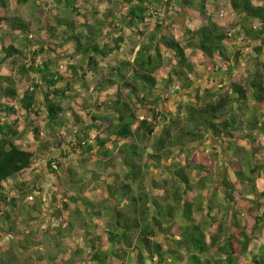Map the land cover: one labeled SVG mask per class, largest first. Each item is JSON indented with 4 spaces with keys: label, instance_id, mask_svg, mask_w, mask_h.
<instances>
[{
    "label": "trees",
    "instance_id": "1",
    "mask_svg": "<svg viewBox=\"0 0 264 264\" xmlns=\"http://www.w3.org/2000/svg\"><path fill=\"white\" fill-rule=\"evenodd\" d=\"M215 1L0 0V264H264V62L244 48L264 54V0H226L238 20ZM93 98L99 111L68 108ZM38 152L69 176L52 158L51 223L27 233L44 190L20 178Z\"/></svg>",
    "mask_w": 264,
    "mask_h": 264
},
{
    "label": "rangeland",
    "instance_id": "2",
    "mask_svg": "<svg viewBox=\"0 0 264 264\" xmlns=\"http://www.w3.org/2000/svg\"><path fill=\"white\" fill-rule=\"evenodd\" d=\"M254 1L257 2V0H254ZM45 2L50 3V4H54V0H45ZM210 11L215 16H217L221 19H228L231 17H236L238 20V18H239L238 14L233 12L230 4L226 0H216L215 2H213L210 6ZM19 15L21 17L25 18L26 20L30 21L33 24V29H34L35 33L38 32L39 27H40V21L38 19L37 12L34 9H32L28 6L21 7ZM174 15H176V13ZM182 20H183V16H177L175 18L174 22L177 23L178 21H182ZM170 28L173 31V33L176 35V37L181 40V33H179L180 27L174 23ZM38 34H39V32H38ZM38 34H35V36H37ZM244 48H245L246 52L253 53V55L255 57H258L259 61L264 62V54L261 55L260 57L257 56V54L254 53L253 48L247 44H245ZM62 55L63 54H60V56H62ZM191 59L194 63L198 64L197 68L199 69L201 66L200 57L194 54L191 56ZM70 62H71L70 59L63 60V58H61L62 68L64 69L66 67V65H68ZM72 79L73 78L65 79L61 83V86H67L68 84H70V81H72ZM19 83H20V92L23 93L27 89V87L29 86V83L26 80H19ZM198 84L205 89L206 88L216 89L220 86L218 80L211 82L208 79L201 80L198 82ZM75 87H76L75 89L77 91L83 90L80 84L75 85ZM44 91H45L44 88H42V90H39L37 92L38 103L40 105H43L42 103H43ZM84 92H85L87 97L91 94V91H89V92L84 91ZM102 99H104V98H102ZM94 100H95L94 98L89 100L91 103H93L92 106H90V107L81 106L79 104H71V105H68V108L75 110L79 115L85 116V114L87 113L86 111H88V110L95 109V110L99 111L96 104H95L96 102ZM186 100H188V98L183 94H181L179 96H175V98H172V99L169 98V100L167 102H165V107H167L165 109H167L171 112H174L175 104L179 103L180 101H186ZM40 122H43V125H45V118L43 117V118L39 119L38 123H40ZM241 137H244V136H241ZM42 138L44 140H52L53 141V138H51L49 133L48 134L43 133ZM29 142H31V141L29 140ZM247 149H248V147H247ZM192 153H193L192 155L195 154L194 151H192ZM207 153L210 156L213 155L216 158V160H218V162L221 163L220 165H221L222 169L225 167V165H226L225 158L223 156H221V151H219V147H214L212 144H209L207 146ZM54 157H60V159L58 158L59 162L61 163V165L63 167L62 169L65 172L66 176L68 177L69 176V168H68L67 160L64 158H61L59 153L52 154L50 152L49 153L48 152H43V153L38 152L37 157H36V161H35L36 162V169L38 170V172L34 173L33 171L29 170L25 175H23L20 178V180H25V179L29 180L30 179V180H32L31 186H37L38 188H41L44 190L43 193L36 191L33 195H31L27 199L28 204L31 202H34L36 200L45 202L44 206L42 207V211L39 214V219L36 222H34L30 228L25 227V230H27V233L42 231V230L46 229L51 223L50 214H49V200L51 199L52 194L55 191V188H54V177L52 175V171L50 170V164L52 163L51 159ZM53 167H55L54 164H53ZM156 174H157V171H155L153 175H156ZM92 188H93V189H91L92 194L96 198L101 199L102 189L98 188V187H92ZM220 196H222V195H220ZM253 198H256V197L252 196L251 199H253ZM206 204H208V202ZM201 220H202V218L199 215L198 216V222H200ZM260 239H261V241H259V243L257 245H261L262 243H264V236L261 237ZM43 250L46 251L47 253H51L52 255L59 253V248H57L55 246V243L51 240L46 242V246L43 248ZM74 264H92V263H89L86 260L78 261V259L76 258Z\"/></svg>",
    "mask_w": 264,
    "mask_h": 264
}]
</instances>
